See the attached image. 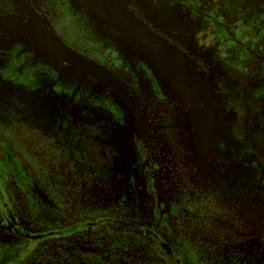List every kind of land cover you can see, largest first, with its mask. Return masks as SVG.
<instances>
[{"label":"flooded vegetation","instance_id":"obj_1","mask_svg":"<svg viewBox=\"0 0 264 264\" xmlns=\"http://www.w3.org/2000/svg\"><path fill=\"white\" fill-rule=\"evenodd\" d=\"M93 6L0 0V264H264V0Z\"/></svg>","mask_w":264,"mask_h":264},{"label":"water","instance_id":"obj_2","mask_svg":"<svg viewBox=\"0 0 264 264\" xmlns=\"http://www.w3.org/2000/svg\"><path fill=\"white\" fill-rule=\"evenodd\" d=\"M83 1L86 2V0H75V2ZM94 6L93 8V15H90L91 23L93 22L94 27L97 31H99L102 27L110 26L114 29H117L120 31L122 36V41H125L126 43H136L137 41H151L155 40L154 36H152L149 32H140L137 31V22L132 20V18L128 14H119V15H113L112 13L110 15H101L97 14V9L101 8V0H93ZM174 97V101L176 103L182 104L183 98L185 94V84L184 80L181 77H175L174 78V89L172 93Z\"/></svg>","mask_w":264,"mask_h":264}]
</instances>
